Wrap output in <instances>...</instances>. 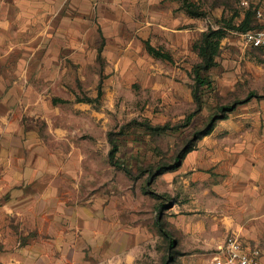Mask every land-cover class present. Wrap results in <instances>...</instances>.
<instances>
[{
  "label": "crops",
  "instance_id": "1",
  "mask_svg": "<svg viewBox=\"0 0 264 264\" xmlns=\"http://www.w3.org/2000/svg\"><path fill=\"white\" fill-rule=\"evenodd\" d=\"M200 35L183 0H0V264L135 262L158 198L111 164L93 100L122 82L178 91ZM237 108L228 131L215 127L155 181L175 197L170 232L198 240L208 264L231 234L264 264V106Z\"/></svg>",
  "mask_w": 264,
  "mask_h": 264
},
{
  "label": "rangeland",
  "instance_id": "2",
  "mask_svg": "<svg viewBox=\"0 0 264 264\" xmlns=\"http://www.w3.org/2000/svg\"><path fill=\"white\" fill-rule=\"evenodd\" d=\"M242 1H196L197 9L205 13L200 17V39L209 29L222 28L225 34L216 58L218 65L208 72L214 81V88L211 91L205 89L197 92L198 96L203 97L202 111L194 116L188 126L183 127L187 117L198 109L194 96L197 86L193 75V68L198 64V59L194 54H185L182 66L180 67V64L177 67L178 73L181 69L183 75L182 78L177 76L178 91H171L165 86L152 88L150 83L140 81L122 82L119 84L118 96L106 97L104 94V97L102 95L93 100L96 107L105 108V115L111 126L109 133H112L113 138L119 142L120 155L127 158V165L133 175H137L141 169H148L151 165L171 163L178 151L184 149L186 145L192 146L189 143L193 134L205 125L209 117L216 114L218 107L230 106L236 102L241 103L237 107L264 106V56L260 50L247 46L242 38L243 33L235 29L245 18L249 8L255 6L264 8V3L261 0H244L249 3L247 8L241 5ZM213 10L215 13L210 14ZM251 26L253 28L257 26L254 19ZM88 86L92 87V83ZM109 88L112 91L114 87L110 84ZM84 99L91 102L86 96ZM239 109L237 108L235 113H229L227 119L216 122L215 127L219 129L221 127L220 133L228 131L223 127L224 123L235 121ZM149 127H166V130L153 133ZM199 141L194 143V150ZM159 177L149 183L148 174H145L136 183L143 186V189L148 187L150 191L156 192L159 191L160 185H156L155 181ZM158 194L160 197L157 199L156 215L165 216L166 211L163 213V207H169L175 197ZM166 228L173 231L169 225H166ZM172 235L176 246L169 252V242L154 226L152 241L144 247L133 264L209 263L212 253L206 252L198 240L191 241L186 238L180 240L176 239L175 233ZM3 245L0 243V252L4 248Z\"/></svg>",
  "mask_w": 264,
  "mask_h": 264
},
{
  "label": "trees",
  "instance_id": "3",
  "mask_svg": "<svg viewBox=\"0 0 264 264\" xmlns=\"http://www.w3.org/2000/svg\"><path fill=\"white\" fill-rule=\"evenodd\" d=\"M183 6L191 16L200 18L205 15V13L198 10L197 6L191 3L190 0H183ZM253 19L257 23V26L254 28L251 26ZM258 27L259 25L256 20L255 12L253 11L252 8H250L247 10L245 18L243 19L239 27L235 29L244 34L248 31L257 29ZM224 34L225 33L222 28L216 30L209 29L206 33L202 35V38L198 42H196L193 46L194 51L198 54L200 59V62L193 68V75L195 76V81L197 86L196 90L194 91V96L197 102L198 109L197 111H195L194 113L190 114L187 117L183 127L188 126L191 123L194 116H196L198 113L202 111L203 101L201 100V98L203 97L198 96L197 92H201L205 89L211 91L214 88L213 87L214 81L210 78L208 72L211 69L217 67L218 65L216 58L218 57L221 40L223 39ZM147 46L150 54L154 55L157 58L171 61V57L168 54L165 53L163 54L160 51H157L154 48L150 47V45ZM239 104L241 103L236 102L230 106L218 107V109L216 110V114L212 117H209L205 125L202 128L196 130V132L193 134L191 142L189 143L192 144V146L186 145L184 149L178 151L176 156L174 157V160L171 163L169 164L159 163L157 165H151L148 169L139 170V173L137 175H133L131 169L127 165L126 160L122 158L120 155L119 142L117 141V139L113 138L112 133H109L108 137L111 143V149L109 152L110 162L114 167L123 170L134 181H137L143 175L148 174V182L150 183L158 176H161L170 171L177 170L181 166L186 155L194 150V143L197 142L198 140H201L204 136L211 134L215 128L216 122L218 120L227 119V115L233 112ZM149 129L153 133H159L166 130V127H149ZM144 192L147 194H151L156 198L160 197V195H157L155 192L150 191L148 187L144 189ZM161 207H163V205H161ZM156 226L160 234L164 236L166 240L169 242L168 249L169 252H171L176 246V242L173 238L172 233L166 228V224L163 220V217L160 214L157 216Z\"/></svg>",
  "mask_w": 264,
  "mask_h": 264
},
{
  "label": "built area",
  "instance_id": "4",
  "mask_svg": "<svg viewBox=\"0 0 264 264\" xmlns=\"http://www.w3.org/2000/svg\"><path fill=\"white\" fill-rule=\"evenodd\" d=\"M241 5L249 8L248 1H242ZM252 9L259 27L244 33L242 38L247 46L260 50L264 56V8L255 6ZM261 257L259 249L245 247L235 235L231 234L227 236L220 254L214 256L210 264H261Z\"/></svg>",
  "mask_w": 264,
  "mask_h": 264
}]
</instances>
